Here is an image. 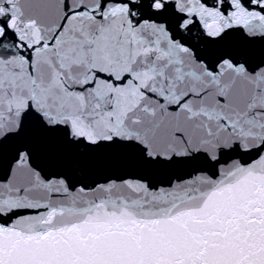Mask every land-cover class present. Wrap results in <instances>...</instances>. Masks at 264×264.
I'll return each instance as SVG.
<instances>
[{"label": "snow or ice", "instance_id": "6c2138e0", "mask_svg": "<svg viewBox=\"0 0 264 264\" xmlns=\"http://www.w3.org/2000/svg\"><path fill=\"white\" fill-rule=\"evenodd\" d=\"M0 264H264V0H0Z\"/></svg>", "mask_w": 264, "mask_h": 264}]
</instances>
